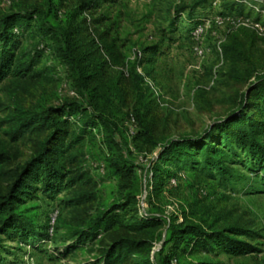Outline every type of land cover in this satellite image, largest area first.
<instances>
[{
  "label": "trees",
  "instance_id": "1",
  "mask_svg": "<svg viewBox=\"0 0 264 264\" xmlns=\"http://www.w3.org/2000/svg\"><path fill=\"white\" fill-rule=\"evenodd\" d=\"M152 1L164 23L168 0ZM185 2L174 6L170 27L187 15L190 39L208 20L195 13L208 7H219L212 12L216 17H242L264 30V18L245 15L246 6L236 0ZM123 7V0H12L0 14V84H47L53 81L51 71H60L73 92L58 105L5 108L10 141L31 137L35 142L29 159L16 166L0 146V178L6 183L0 190V264H22L2 256L9 253L5 242L35 248L48 238V226L40 231L30 202L42 194L64 196L60 203L77 206L90 198L83 189L96 184L94 171L115 180L118 200L73 234L79 245L58 248L56 255L97 238L106 247L95 264H218L214 259L220 256L233 260L261 252V230L211 214V208L190 207L166 217L147 196L148 208L139 211L144 192L157 197L182 173L225 192L240 186L244 195H264V75H257L256 34L231 28L219 47L226 69L221 84L236 88L222 101L226 114L201 134L172 138L159 129L162 120L153 111L158 101L143 70L158 48L128 58L120 36ZM201 97L202 91L193 99ZM206 107L211 103L201 111H209ZM139 155L150 156L148 163L138 162Z\"/></svg>",
  "mask_w": 264,
  "mask_h": 264
},
{
  "label": "rangeland",
  "instance_id": "2",
  "mask_svg": "<svg viewBox=\"0 0 264 264\" xmlns=\"http://www.w3.org/2000/svg\"><path fill=\"white\" fill-rule=\"evenodd\" d=\"M120 36L126 40V54L133 61L137 51L147 47H157L152 64L143 67L149 74V83L154 89V96L158 103L154 105V114L160 121V130L172 138L183 135L201 134L215 120L224 116L227 106L222 103L235 91V87L222 86L221 74L226 71L225 64L218 51L231 28H245L254 32L258 38L256 52L261 56L258 63L257 75H264V30L262 26L255 25L245 18H238V24L231 26L225 22L221 25L213 24L215 16L213 10L197 11L200 18L208 15L211 23L204 28L201 46L204 48V58L197 61L189 38L190 21L185 15L176 27H170V20L175 5L186 3L185 0H168L165 4L163 16L164 23L157 20L152 0H123ZM12 0H0V14L7 11ZM252 12H251V11ZM243 13L250 14L255 20L257 14L263 21L264 9L243 7ZM187 14V13H185ZM249 16V15H248ZM263 17V18H262ZM44 59L40 66H45ZM50 66V63H49ZM138 72H144L139 69ZM53 81L50 83H30L7 81L0 84V146L9 151L14 166L26 162L34 148L35 138L25 137L14 143L6 135L9 125L5 123L7 113L5 108L14 103L25 108L37 104L58 105L72 98L73 92L60 71H51ZM232 85V84H231ZM202 91L203 97L194 100L195 94ZM210 102L211 108L201 111L205 103ZM87 153L86 148L83 149ZM138 162L148 163L150 156H137ZM92 169H95V165ZM92 180L96 184L85 187L83 191L90 194L89 199H83L77 206H68L60 203L64 196L49 199L42 194L38 199L28 204L31 212L35 214L40 231L48 226V238L44 242L36 243V247L19 245L17 242H5L8 254H3L11 263L22 264H95L99 258L106 241L97 238L94 242H83L63 256L56 255L58 248L79 245L78 237L73 236L80 230L87 229L94 220L104 211L113 206L118 200L116 182L107 178L101 172L94 171ZM173 188L168 184L157 197L149 195V190L140 198L139 211L144 213L147 209V196H151L152 204L165 210V216L180 215L182 210L190 207L211 208V214L225 216L229 220H239L242 224L261 230L264 235V195H244L243 190L236 187L235 191L227 189L226 192L213 184L193 182L190 174L182 173L178 182H173ZM6 187L5 180L0 178V190ZM144 202H143V201ZM56 215L52 235L49 231V222ZM259 250L254 256L229 260L224 256L214 259L218 264H264V239H261ZM8 256V257H6Z\"/></svg>",
  "mask_w": 264,
  "mask_h": 264
},
{
  "label": "built area",
  "instance_id": "3",
  "mask_svg": "<svg viewBox=\"0 0 264 264\" xmlns=\"http://www.w3.org/2000/svg\"><path fill=\"white\" fill-rule=\"evenodd\" d=\"M239 4H242L246 7H250V9L252 8H257L259 6H262L264 7V0H236ZM213 24H217V25H221L222 23H225V22H229L230 25L233 27V26H236L238 24V21L237 19L234 20V19H231V18H219V17H216L215 16V19L214 21H212ZM211 23V21L208 20L201 26H197L193 33H192V41L194 43V47H193V53H194V56L196 58L197 61L201 60L204 58V55H205V50L204 48L201 46V41H202V36H203V32H204V28L206 26H208L209 24ZM219 53L221 52L220 51V48L218 49ZM174 181H172L171 183H173ZM56 221V215L52 216L50 218V222H49V231H50V235H52V231H53V225Z\"/></svg>",
  "mask_w": 264,
  "mask_h": 264
}]
</instances>
